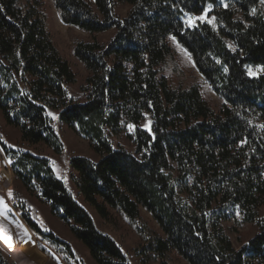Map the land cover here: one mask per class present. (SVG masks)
<instances>
[{"label": "trees", "instance_id": "16d2710c", "mask_svg": "<svg viewBox=\"0 0 264 264\" xmlns=\"http://www.w3.org/2000/svg\"><path fill=\"white\" fill-rule=\"evenodd\" d=\"M51 2L63 25L90 38L71 46L84 73L82 102L68 95L77 75L52 40L44 1L0 0V115L25 149H9L1 137L0 147L12 162L13 206L26 226L70 264L71 247L33 223L19 187L95 264H129L36 153L62 151L53 113L97 158L70 159L77 197L112 233L123 237L127 227L137 236L138 264H264V3ZM117 7H128L124 17ZM207 9L212 25L188 27L187 17ZM109 31L113 37L101 43L97 36ZM172 41L217 106L179 68ZM0 264L16 263L0 249Z\"/></svg>", "mask_w": 264, "mask_h": 264}, {"label": "rangeland", "instance_id": "374dc122", "mask_svg": "<svg viewBox=\"0 0 264 264\" xmlns=\"http://www.w3.org/2000/svg\"><path fill=\"white\" fill-rule=\"evenodd\" d=\"M45 3V10L48 18L49 30L52 40L56 45L61 56L67 60L74 72L77 75V83L74 86L68 87L67 92L70 98L74 101L82 102L84 98L80 92L82 85V77L84 75L81 66L75 61L72 56L71 46L73 40H82L89 42L90 38L86 34L63 25L55 12L51 0H43ZM90 1V0H87ZM128 7H117L115 15L117 17H124ZM209 9L197 17H187L186 22L188 27H193L195 22L213 24V19L208 15ZM114 35V31H109L97 36L101 43H106ZM175 54V60L179 68L187 75L196 76L199 79V86L202 98L213 106H217L219 101L211 92L206 83L196 74L193 65L188 55L180 49L175 42H171ZM250 76H254L252 71H249ZM56 114L49 113L51 126L56 131L62 143V151L59 155H54L46 148L36 151L50 160L51 169L55 177L61 181L67 190L75 197L77 202L81 204L87 212H90L97 228L103 233L110 235L119 245L123 253L126 255L129 264H138L132 252V245L138 241L137 236L127 227L123 229V237L111 232L109 228L104 227L100 220L91 212L89 208L82 204V201L76 195L75 188L71 182L72 171L69 168V161L71 158L82 157L92 161H96V156L91 152L88 144L81 138L75 136L65 125L57 121ZM148 125H144L147 129ZM0 137L6 141L8 148L25 149L19 142L18 133L13 128L5 126L0 115ZM1 149V147H0ZM11 160L6 157L3 150H0V198L3 199L4 204L0 205V228L4 226L9 230H23L27 237L24 240L14 241L4 238L0 234V249L16 264H67L64 257L50 248L40 237L35 235L24 223L21 217V210L14 208L13 186L15 185L14 178L11 172ZM11 193V195H9ZM18 202L23 203L29 210L30 219L35 223L42 232L51 233L57 239L68 244L73 252V258L70 259V264H95L88 256L85 248L78 243L68 232L65 226L50 214L49 208L38 203L35 199L28 197L22 188L19 187ZM143 217L150 221V217L142 212ZM13 222V223H11ZM18 227V228H17ZM1 233V232H0ZM244 233L252 236L254 230L244 229ZM231 241L238 248L234 236H230ZM247 238V237H245ZM30 241V242H29ZM180 264V263H179Z\"/></svg>", "mask_w": 264, "mask_h": 264}, {"label": "bare ground", "instance_id": "6f19581e", "mask_svg": "<svg viewBox=\"0 0 264 264\" xmlns=\"http://www.w3.org/2000/svg\"><path fill=\"white\" fill-rule=\"evenodd\" d=\"M13 223V222H11ZM18 228V227H17ZM21 228H19L18 230H9L7 228H5L4 226H1L0 228V234L4 235V238H8V240H14V241H20V240H24L27 235L25 234V232H23V230H20ZM30 242V241H29Z\"/></svg>", "mask_w": 264, "mask_h": 264}, {"label": "snow or ice", "instance_id": "6c2138e0", "mask_svg": "<svg viewBox=\"0 0 264 264\" xmlns=\"http://www.w3.org/2000/svg\"><path fill=\"white\" fill-rule=\"evenodd\" d=\"M261 3H264V0H261ZM253 11H255V10H253ZM261 71H264V68H262V69H260ZM56 117L55 116H53V119H55ZM0 150H2V149H0ZM9 195H11V193H9ZM4 204V201H3V199L2 198H0V205H3Z\"/></svg>", "mask_w": 264, "mask_h": 264}]
</instances>
